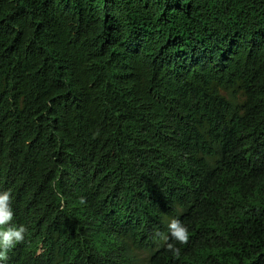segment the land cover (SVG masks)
<instances>
[{
  "label": "trees",
  "instance_id": "16d2710c",
  "mask_svg": "<svg viewBox=\"0 0 264 264\" xmlns=\"http://www.w3.org/2000/svg\"><path fill=\"white\" fill-rule=\"evenodd\" d=\"M0 190L4 264H264V0H0Z\"/></svg>",
  "mask_w": 264,
  "mask_h": 264
},
{
  "label": "clouds",
  "instance_id": "9594fccd",
  "mask_svg": "<svg viewBox=\"0 0 264 264\" xmlns=\"http://www.w3.org/2000/svg\"><path fill=\"white\" fill-rule=\"evenodd\" d=\"M11 190H0V264L8 258V252L16 244L22 242L28 231L24 224L14 223V210L12 207ZM168 229L173 238L180 242L187 240V228L178 219H172ZM179 254L178 249H174Z\"/></svg>",
  "mask_w": 264,
  "mask_h": 264
}]
</instances>
